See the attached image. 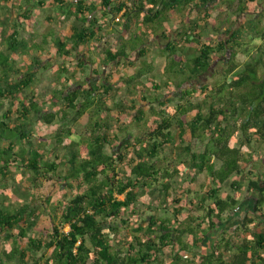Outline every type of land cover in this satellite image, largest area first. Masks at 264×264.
<instances>
[{"label":"trees","instance_id":"16d2710c","mask_svg":"<svg viewBox=\"0 0 264 264\" xmlns=\"http://www.w3.org/2000/svg\"><path fill=\"white\" fill-rule=\"evenodd\" d=\"M34 1L45 5L41 0H0V5L23 10L32 27ZM218 1L51 0L74 23L69 34L49 31L33 46L21 28L0 27V264H264V171L254 165L264 168V0H238V18L253 16L230 22L225 38L207 41V18ZM226 2L232 7L235 0ZM249 5H261L260 11L246 10ZM199 11L202 20L193 19ZM116 15L123 38L119 49L103 52L110 72L81 82L78 68L92 61L86 59L89 45L105 39V21ZM174 15L184 18L175 32L166 27ZM154 39L164 45L158 51L162 83L153 78ZM48 44L65 61L83 57L69 76L66 63L59 67L64 81L40 101L32 89L48 60ZM124 59L137 69L133 74L121 72ZM215 63L223 69L214 73L222 72L221 79L184 88ZM144 77L157 91L177 86L178 102L171 93L152 100L137 94ZM122 88L130 91L129 103L113 99ZM198 92L203 99L195 101ZM84 116L85 133L60 129L52 148L35 140L36 117L52 125ZM126 116L139 123L140 133L124 130ZM115 124L119 132H112ZM14 169L30 173L35 185L60 180L72 196L55 203L48 196L35 209L6 194L4 180ZM198 175L208 181L200 182ZM227 184L233 193L224 196ZM246 185L256 199L255 218L245 213L239 225L224 228L241 206ZM140 200L147 216L140 215ZM163 208L168 215L159 213ZM34 230L37 236L30 234Z\"/></svg>","mask_w":264,"mask_h":264},{"label":"rangeland","instance_id":"374dc122","mask_svg":"<svg viewBox=\"0 0 264 264\" xmlns=\"http://www.w3.org/2000/svg\"><path fill=\"white\" fill-rule=\"evenodd\" d=\"M45 3V5H40L37 3V1H34V4L30 6L32 12L34 13L33 15L36 17V22L35 24L31 27L30 23L26 20H24L21 16V14L24 13L23 10L20 8H16L15 10H12V12L6 8L0 5V27L4 26V30L8 32H12L14 26H17L18 28L22 29V33H26V37L29 39V43L33 46L34 43H41L42 42V37L44 34H46L49 31L55 32L56 35H58L60 32L65 31V33L69 32V27L72 26L71 24L74 23L73 18H69L68 20L65 19L64 17H61V10L56 9L57 7L50 1V0H41ZM238 0H235V3L232 5V7H228V3L226 0H220L218 2H215L213 7H212V12H211V17L207 18V21H209L208 26L205 28V34L204 38L207 41H216L217 39H223L225 38V31L226 28L230 27V22L233 23L235 20L240 19V21H245L247 18H250L253 16V14L250 13V15H247L246 13L242 14L241 17L238 18L237 12L235 9L238 7ZM56 7V8H55ZM249 8H246V10H256L260 11L261 5H249ZM19 9V10H18ZM22 12V13H21ZM264 12V8L262 10V13ZM117 16V15H116ZM195 17L196 19L202 20L204 17L203 12L199 11V13H195L192 15V18ZM113 18V17H112ZM193 18V19H195ZM109 19V18H108ZM122 21V20H120ZM181 21H184V18L181 16L174 15L172 17V20L166 25L168 29L172 30L175 32L179 26H181ZM229 21V22H228ZM117 20H112L111 18L109 20L105 21V28L107 31L106 37L102 42H97L94 44L90 45V55L87 59V61H90L85 66L84 69L78 68V57H83L82 54H75L72 56L69 60H64L60 57L55 56V48H52L49 44L44 45L46 52L45 56L47 57L48 60H45L43 62V65L45 66L42 68V70L39 72L38 79L35 82V85L33 86V93L37 95L38 99L42 101L47 95L55 88H58L60 83H62L64 80L61 76L59 78L60 72L58 71L59 67L62 66L64 63H66V66L69 67V72L65 73L66 76H69L74 69L78 68V80H85L87 77L90 79H99L101 78L103 73H108L110 72V66H104L103 67V52L109 48L113 50L119 49V45L122 41V34L120 33L121 27L117 25ZM16 24V25H14ZM215 25L217 27H221L220 31H217L215 28ZM128 38V36H127ZM130 43H132V39L130 37L129 39ZM154 42L151 43L153 50H150L151 57L153 63L156 65V70L154 72L156 81L162 83L163 81H166V76L162 72V67L160 64V58L158 57V51L160 48H162L163 42L158 39H154ZM156 44V45H155ZM33 48V47H32ZM35 50V49H34ZM51 52V53H48ZM38 54V51H37ZM22 55V54H20ZM240 61H243L245 59L244 55L239 56ZM22 59V58H21ZM95 67L96 72L92 71V68ZM121 72L127 73L128 75L133 74L135 70L132 69V66L129 65L128 60L126 59L123 60L121 66H120ZM222 71V67L215 63L209 74H205L202 76L199 80L193 82L192 84L190 82H187L184 85V88L187 87H193V86H202L204 84H212L215 82L217 79H221L223 76H221L220 71L218 73H215L216 70ZM152 77V75H150ZM176 76L173 77L175 79ZM176 82L178 81V78L175 80ZM74 80H71L70 83H73ZM56 83V84H55ZM191 84V85H190ZM138 89L139 92H136L137 94L139 93L140 95H143L147 98L148 100H152L153 96L157 97H163V95L171 93L172 96H174V103L178 102V93L181 91L177 86H174L173 90H167V89H162L161 91H157L153 89L152 83L149 79V77H144L142 79V82H138ZM183 89V87H182ZM178 91V92H177ZM195 101H199L203 99V96L201 93H196L194 96ZM115 101H127L128 103L130 102V91L128 89H120L118 92H116V95L113 98ZM115 102H111L110 104L113 105ZM155 105L159 108L160 105L158 103H155ZM8 107V103L4 106V111ZM146 109L148 110L149 107L148 105L145 106ZM88 119L86 116H84L81 119L75 120L70 118L66 122H56L52 125L47 124L43 121L41 117H36L33 124H32V129L35 134V140L41 141V142H47V146L49 148H52L53 145L51 144L53 141L54 136L60 129H70L73 133H85V125L87 123ZM122 126L125 131H131L133 133H140V130L138 128L139 123L138 122H133L131 116H126L123 119ZM115 127L112 129V132H119L118 128ZM143 131V130H142ZM66 142H70V140H67ZM200 145H198L199 147ZM107 152H110L109 147L107 148ZM253 164V163H252ZM254 165L257 169L258 172L262 173L264 171V168H262L259 164ZM250 169L253 170V168L250 166ZM127 172H129V169H126ZM31 174L28 172L24 171L22 172L19 169H14L13 172L7 177V180H4L5 183V192L6 194L10 192L14 193L15 198L14 199H21L26 202L33 203L35 205V209H40L41 204L45 203V199L48 196H52L54 203L56 201H61L64 199H69L72 196V191L67 187L63 186L59 181L51 180V181H43L40 182V185H35L34 182L31 179ZM198 180L200 182L203 181H208V178L205 175H198L197 176ZM247 185L244 187L242 190V204L239 207L238 210L232 212L230 215V218H228L223 226L224 228H234L236 225H239L242 221L243 218L246 215L249 217L255 218L253 215V209L252 207L256 203V199L250 195L248 190L246 189ZM4 192V193H5ZM229 193H233V190L229 187V184H227L224 187L223 195L226 196ZM125 195H121L120 198H124ZM161 198V194L155 195L153 199V205H158V200ZM143 200V199H142ZM140 200L138 202V209L140 211L141 216H147L148 207H146L143 203V201ZM146 201V200H145ZM16 202V201H15ZM17 203V202H16ZM38 206V207H37ZM160 214L162 215H168L169 212L167 209L163 208L160 209L159 211ZM40 229L43 228V225L45 223V219L41 218L40 219ZM260 226L264 227V222L261 221ZM66 230L68 231L69 228L67 227ZM37 236L38 230H34V232H30L31 235ZM221 232L219 231L218 234ZM115 244V243H114ZM1 249V247H0ZM4 249H10V245L8 243H4ZM42 252H37L36 255L40 256ZM189 257L191 254H187Z\"/></svg>","mask_w":264,"mask_h":264},{"label":"crops","instance_id":"0c3cea01","mask_svg":"<svg viewBox=\"0 0 264 264\" xmlns=\"http://www.w3.org/2000/svg\"><path fill=\"white\" fill-rule=\"evenodd\" d=\"M50 1H51V0H50ZM55 8H56V7H55ZM56 9H58V8H56ZM64 13H65V11H63V12L61 11L60 16H61V17H64V18L66 19ZM33 14H34V13L32 12V15H33ZM33 17H34V20H35V22H36V17H35L34 15H33ZM24 20H25V19H24ZM26 21H28V20H26ZM71 25H72V24H71ZM70 27H71V26H70ZM64 32H65V31H64ZM65 34H69V32H68V33L66 32ZM94 43H95V41L92 42L91 44H94ZM91 44H90V45H91ZM90 45H89V47H88L89 50H90ZM82 55H83V54H82ZM89 55H90V54H88V56H89ZM93 68H95V67H93ZM132 69L135 70L136 68L132 67ZM136 70H137V69H136ZM136 70H135V71H136ZM135 71H134V72H135ZM134 72H133V73H134ZM116 76H117V75H116ZM114 80H116V77H115Z\"/></svg>","mask_w":264,"mask_h":264},{"label":"clouds","instance_id":"9594fccd","mask_svg":"<svg viewBox=\"0 0 264 264\" xmlns=\"http://www.w3.org/2000/svg\"><path fill=\"white\" fill-rule=\"evenodd\" d=\"M117 18H119V20H117ZM116 20L119 22L120 21V16L118 15V16H116Z\"/></svg>","mask_w":264,"mask_h":264},{"label":"built area","instance_id":"2783aa9c","mask_svg":"<svg viewBox=\"0 0 264 264\" xmlns=\"http://www.w3.org/2000/svg\"><path fill=\"white\" fill-rule=\"evenodd\" d=\"M117 20H119V18H117Z\"/></svg>","mask_w":264,"mask_h":264}]
</instances>
